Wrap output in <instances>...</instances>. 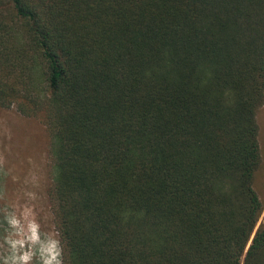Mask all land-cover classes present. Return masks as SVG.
I'll list each match as a JSON object with an SVG mask.
<instances>
[{
  "label": "trees",
  "instance_id": "16d2710c",
  "mask_svg": "<svg viewBox=\"0 0 264 264\" xmlns=\"http://www.w3.org/2000/svg\"><path fill=\"white\" fill-rule=\"evenodd\" d=\"M263 105L264 0H0L62 264H264Z\"/></svg>",
  "mask_w": 264,
  "mask_h": 264
},
{
  "label": "rangeland",
  "instance_id": "374dc122",
  "mask_svg": "<svg viewBox=\"0 0 264 264\" xmlns=\"http://www.w3.org/2000/svg\"><path fill=\"white\" fill-rule=\"evenodd\" d=\"M259 168L253 189L264 222V105L256 115ZM48 134L36 118L0 108V264H62L48 199Z\"/></svg>",
  "mask_w": 264,
  "mask_h": 264
}]
</instances>
